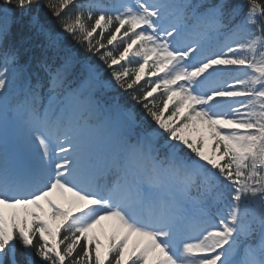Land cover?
<instances>
[{
    "label": "snow or ice",
    "instance_id": "snow-or-ice-1",
    "mask_svg": "<svg viewBox=\"0 0 264 264\" xmlns=\"http://www.w3.org/2000/svg\"><path fill=\"white\" fill-rule=\"evenodd\" d=\"M0 264H264V0H0Z\"/></svg>",
    "mask_w": 264,
    "mask_h": 264
}]
</instances>
